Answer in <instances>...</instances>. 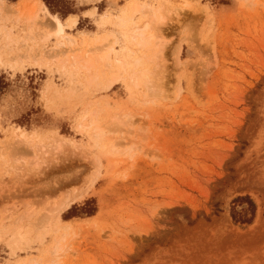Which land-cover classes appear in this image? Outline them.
Listing matches in <instances>:
<instances>
[{
  "label": "rangeland",
  "instance_id": "obj_1",
  "mask_svg": "<svg viewBox=\"0 0 264 264\" xmlns=\"http://www.w3.org/2000/svg\"><path fill=\"white\" fill-rule=\"evenodd\" d=\"M41 1L79 16L67 32L83 48L131 0ZM136 1L164 6L159 54L127 56L157 86L147 101L124 80L88 82L46 15L24 24L25 5H1L0 264H264V0ZM124 29H104L122 55ZM238 196L256 205L250 225L231 221Z\"/></svg>",
  "mask_w": 264,
  "mask_h": 264
},
{
  "label": "bare ground",
  "instance_id": "obj_2",
  "mask_svg": "<svg viewBox=\"0 0 264 264\" xmlns=\"http://www.w3.org/2000/svg\"><path fill=\"white\" fill-rule=\"evenodd\" d=\"M3 4L4 0H0V8ZM15 5L18 9L23 7L22 4ZM162 8H164V6L160 5L156 10L151 5V2L144 4L136 0H131L120 9L104 13L98 25H96L97 28L94 34L89 33L80 38L82 46L83 43H87L90 38L95 40L94 45L83 48H80L79 41L77 42V40L72 38L67 32L68 30H73L77 26L78 17L76 15H70L66 20H62L58 14L51 13L41 0H34V3L29 8L25 6V9H23V12L17 19L24 24H31L43 13L50 19L49 22L55 25L53 30L47 32L46 38L54 36L65 42L69 50L68 52L62 53L65 55L64 61L71 64L77 70L85 72V74L90 77L88 82L98 80L100 74L103 79L107 78L109 81L105 88L111 89L113 85L124 80L132 89L144 87L145 92H143V99L147 101L155 91H158L157 86L150 78V71L141 68L136 60H129L127 56L130 51L133 53L143 50L149 51L152 46L154 47V55L159 54L161 45L160 36L157 32V23L160 19L159 13ZM87 14L95 18L96 7ZM136 15H139L137 20H135ZM107 25H119L121 29L125 28L122 31H124V38H126L127 44L121 48V52H123L124 55L120 54L118 52L119 50L114 48V44L117 42L115 34L110 31L104 32ZM99 42H103V44L98 46L97 43ZM59 45H63V43L59 42ZM68 53L70 55H68ZM115 118H117V116H115ZM117 119L119 120L120 118L118 117ZM80 129L94 137H97L100 132V128L97 127L92 119H84L80 125ZM22 139L23 142L29 144L26 138L23 137ZM112 148L115 149L116 146L113 145ZM71 204L72 201L60 204L52 211L50 216H44L41 221L42 224L46 225V227H54L55 224L52 226L51 223L55 222L58 224L60 222L61 212L65 209H69ZM62 240H57L53 251H51L52 254L57 256V254L63 250V246L60 244ZM29 264L40 263H35L32 259Z\"/></svg>",
  "mask_w": 264,
  "mask_h": 264
},
{
  "label": "trees",
  "instance_id": "obj_3",
  "mask_svg": "<svg viewBox=\"0 0 264 264\" xmlns=\"http://www.w3.org/2000/svg\"><path fill=\"white\" fill-rule=\"evenodd\" d=\"M11 2H15L18 0H10ZM46 4H48V0H43ZM70 15V14H68ZM67 15V16H68ZM66 16V17H67ZM0 78L4 79V76H0ZM4 85V82L0 81V87ZM232 208L230 213V218L233 224L235 225H250L255 217L256 213V205L250 199L249 196H238L235 197L232 201ZM247 206L243 208V206ZM242 207L240 210H236V208ZM94 209L88 212V215H92Z\"/></svg>",
  "mask_w": 264,
  "mask_h": 264
},
{
  "label": "crops",
  "instance_id": "obj_4",
  "mask_svg": "<svg viewBox=\"0 0 264 264\" xmlns=\"http://www.w3.org/2000/svg\"><path fill=\"white\" fill-rule=\"evenodd\" d=\"M34 3V0H18L17 2H15L14 4H22L26 6V8H29L32 4ZM85 2H82V4ZM88 10V9H87ZM86 11V10H85ZM78 16V15H77ZM79 16H78V22H79Z\"/></svg>",
  "mask_w": 264,
  "mask_h": 264
}]
</instances>
